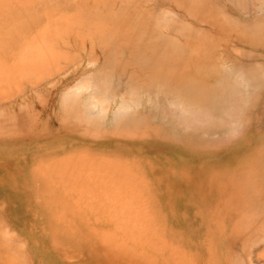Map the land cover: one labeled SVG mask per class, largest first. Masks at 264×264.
<instances>
[{
  "label": "rangeland",
  "instance_id": "374dc122",
  "mask_svg": "<svg viewBox=\"0 0 264 264\" xmlns=\"http://www.w3.org/2000/svg\"><path fill=\"white\" fill-rule=\"evenodd\" d=\"M154 3L0 0V264H264V221L252 219L250 192L232 184L255 172L251 145L204 164L172 147L147 152L111 130L107 140L78 136L51 116L56 94H89L83 74L32 89L52 64L94 69L96 32ZM23 45L35 50L18 59ZM40 56L35 72L27 61Z\"/></svg>",
  "mask_w": 264,
  "mask_h": 264
},
{
  "label": "bare ground",
  "instance_id": "6f19581e",
  "mask_svg": "<svg viewBox=\"0 0 264 264\" xmlns=\"http://www.w3.org/2000/svg\"><path fill=\"white\" fill-rule=\"evenodd\" d=\"M153 2L149 10L99 28L95 60L88 57L94 69L52 64L55 70L32 89L43 84L56 90L83 74L79 80L91 88L89 94L75 96L74 86L56 94L51 116L54 124L65 123L78 136L98 133L107 140L111 130L147 152L172 147L184 157H203L204 164L227 159L235 146L251 145L259 156L255 172L238 175L232 184L250 192L258 209L252 219L264 221V0ZM219 29L235 35L228 38ZM247 46L261 50L239 49ZM20 50L19 56L35 49L23 45ZM39 59L28 60V67L42 70L43 56Z\"/></svg>",
  "mask_w": 264,
  "mask_h": 264
}]
</instances>
